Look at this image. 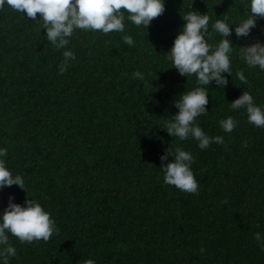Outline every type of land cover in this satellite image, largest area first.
I'll return each mask as SVG.
<instances>
[{"label":"trees","instance_id":"obj_1","mask_svg":"<svg viewBox=\"0 0 264 264\" xmlns=\"http://www.w3.org/2000/svg\"><path fill=\"white\" fill-rule=\"evenodd\" d=\"M249 4L165 0L147 29L126 20L123 33L77 30L70 41L77 59L62 75V50L47 42L43 21L0 10V147L27 189H0V213L9 197L38 199L59 227L48 242L10 236L17 249L10 264H264L254 239L264 234V128L248 123L245 110H229L243 91L264 105V72L238 55L239 46L264 42V18L246 38L233 33L227 87L206 86L208 113L197 119L225 144L201 150L162 128L178 111L173 102L198 86L167 59L182 17L192 8L209 15L208 42L216 45L215 20L239 23ZM125 35L135 46L124 44ZM240 70L247 85L235 75ZM136 71L145 80L133 79ZM228 116L239 121L231 134L219 125ZM168 147L194 154L198 195L163 183L160 156Z\"/></svg>","mask_w":264,"mask_h":264},{"label":"clouds","instance_id":"obj_2","mask_svg":"<svg viewBox=\"0 0 264 264\" xmlns=\"http://www.w3.org/2000/svg\"><path fill=\"white\" fill-rule=\"evenodd\" d=\"M5 6L21 13L28 20L43 21L47 42L55 50H62L63 60L58 66L60 75L77 59L70 47L71 38L77 30L102 32L105 35L123 33L126 20L147 29L155 18L165 12V0H0V10ZM246 13V18L239 23L227 18L215 20L211 25V32L221 37L216 45L208 42L209 15L192 8L182 17L184 24L167 51V59L181 76L187 79L195 76L198 86L183 92L173 102L178 111L162 127L169 136L180 141L194 139L201 150L208 149L213 143L225 144L223 135L210 136L200 127L197 118L208 113L206 106L209 104V94L206 86L214 82L216 88L224 90L227 87L228 76H232L233 33L236 38H246L251 34L252 29L257 26V20L264 18V0H250ZM123 42L129 47L135 46L131 35L123 36ZM238 55L249 68H259L264 72V42L257 39L239 46ZM235 75L242 84H248L243 70L237 71ZM132 78L143 81L145 75L136 71ZM241 109L246 111L248 123L264 128V105L257 104L249 91H243L229 104L230 111L237 112ZM219 125L223 133L231 134L239 126V121L228 116L220 120ZM244 147H247L246 142ZM169 155L172 157L171 161L164 163ZM7 157V148L0 147V189L18 185L27 191L25 178L22 174L13 173ZM160 161L159 169L164 174L165 185L174 186L189 194H199V182L192 168L195 157L191 151L182 147L173 151L168 147L167 152L160 156ZM13 201L14 197H9L7 207L0 213V264H10V259L17 254L10 236L16 237L22 244L41 240L48 242L59 232L55 218L38 199L26 198L23 204ZM224 203H228L227 199ZM254 239L260 250L264 251V234L256 232ZM200 251L203 253L205 249L202 247ZM84 264H96V261L89 258Z\"/></svg>","mask_w":264,"mask_h":264}]
</instances>
